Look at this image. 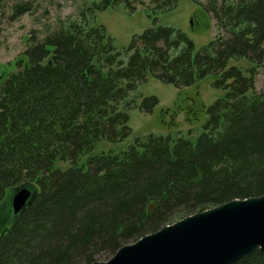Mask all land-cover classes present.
<instances>
[{
	"label": "trees",
	"instance_id": "16d2710c",
	"mask_svg": "<svg viewBox=\"0 0 264 264\" xmlns=\"http://www.w3.org/2000/svg\"><path fill=\"white\" fill-rule=\"evenodd\" d=\"M179 0H150L155 12ZM217 36L195 50L180 30L153 26L118 51L95 16L140 0H84L78 19L30 38L0 66V264H91L122 246L232 200L264 195V0H205ZM13 7L11 19L27 13ZM246 60L245 70L228 66ZM213 76L225 91L206 108L195 140L148 134L121 152L94 153L128 138L127 111L159 101L131 93L153 77L177 89ZM81 157H86L81 162ZM33 192L17 215L5 204ZM8 209V210H7ZM232 264H264V251Z\"/></svg>",
	"mask_w": 264,
	"mask_h": 264
},
{
	"label": "rangeland",
	"instance_id": "374dc122",
	"mask_svg": "<svg viewBox=\"0 0 264 264\" xmlns=\"http://www.w3.org/2000/svg\"><path fill=\"white\" fill-rule=\"evenodd\" d=\"M143 5H135L129 10L125 4H117L95 16L96 25H102L118 51L126 49L134 36L157 25L173 27L183 32L194 44L195 50L212 41L218 34L215 21L206 12L203 5L192 0H179L177 6L167 12H155L150 0H140ZM235 1V0H233ZM205 4V0H197ZM84 0H0V66L9 64L25 51L30 38L41 39L47 32L61 24L78 19ZM27 4L29 11L11 19L13 7ZM228 66L246 69L250 64L246 60L231 59ZM213 76L195 83L190 87L177 89L163 84L153 77L141 84L131 93L137 106L144 97L155 96L159 103L151 113H144L138 107L127 111L128 126L131 135L118 143L100 142L94 149L101 152H121L126 150L136 137L148 134L179 137L195 140L202 131L207 118L206 108L215 100L224 96L225 91L212 87ZM264 81V69H259L255 89L260 91ZM86 157H81L85 162ZM12 193L5 199L10 206ZM0 208V228L4 226L5 213ZM8 210V209H7ZM108 261V260H107ZM106 262V261H97Z\"/></svg>",
	"mask_w": 264,
	"mask_h": 264
},
{
	"label": "water",
	"instance_id": "95a60500",
	"mask_svg": "<svg viewBox=\"0 0 264 264\" xmlns=\"http://www.w3.org/2000/svg\"><path fill=\"white\" fill-rule=\"evenodd\" d=\"M28 186L14 189L13 215L32 200ZM264 251V195L232 200L193 214L120 247L91 264H232Z\"/></svg>",
	"mask_w": 264,
	"mask_h": 264
}]
</instances>
